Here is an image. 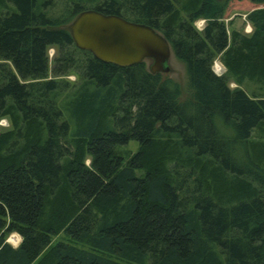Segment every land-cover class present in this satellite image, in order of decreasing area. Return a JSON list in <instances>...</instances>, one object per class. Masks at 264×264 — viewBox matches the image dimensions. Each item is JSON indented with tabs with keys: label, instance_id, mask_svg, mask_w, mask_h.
<instances>
[{
	"label": "trees",
	"instance_id": "trees-1",
	"mask_svg": "<svg viewBox=\"0 0 264 264\" xmlns=\"http://www.w3.org/2000/svg\"><path fill=\"white\" fill-rule=\"evenodd\" d=\"M246 1L0 0V264H264V0ZM238 5L250 34L226 29ZM85 9L160 32L189 98L77 48Z\"/></svg>",
	"mask_w": 264,
	"mask_h": 264
},
{
	"label": "water",
	"instance_id": "water-1",
	"mask_svg": "<svg viewBox=\"0 0 264 264\" xmlns=\"http://www.w3.org/2000/svg\"><path fill=\"white\" fill-rule=\"evenodd\" d=\"M68 30L75 46L89 51L97 60L126 67L150 59L151 73L169 71L171 45L149 25L85 9L68 24Z\"/></svg>",
	"mask_w": 264,
	"mask_h": 264
},
{
	"label": "rangeland",
	"instance_id": "rangeland-1",
	"mask_svg": "<svg viewBox=\"0 0 264 264\" xmlns=\"http://www.w3.org/2000/svg\"><path fill=\"white\" fill-rule=\"evenodd\" d=\"M238 1H239L238 3L240 4V6H241V4L248 5V1H246V0H238ZM238 6H234L233 8L230 9V11L228 12L227 17L224 19V23H225V26H226V29H227L228 32H230L231 30H235V28H236L237 30H240L241 32L245 33L244 23H246L245 19H246V16H247V13H248L249 9L248 8H243V7H240V6L238 7ZM198 20H202L203 21L202 24H204V26H205V24H206L205 19L200 18ZM198 20H196V21H198ZM196 21L194 22L195 27L198 30H202L204 26H202V27L198 26ZM64 27H67V29H68V24L65 25ZM57 53H58L57 48H55V47H49L48 48L47 55H48V58H49L50 67L53 66L52 59L56 56ZM144 62H145V65H146L147 68L151 64V60L150 59H146V60H144ZM216 63H218L220 65L221 70L215 71L213 69V67L215 66ZM168 66H169V71L166 72V73H162L163 77H165V78L168 77V78L172 79L174 82H176L179 85V87L181 89V99L189 98L190 91H189V88H188L185 64L182 61H180L179 59H177L174 56L173 53H171L170 58L168 60ZM212 70L217 75H222L225 72L224 71V67H223V65L221 64V62L219 61L218 58H216L214 60V62L212 64ZM64 78L67 81H69L71 84L72 83H76L77 80H78L77 76L75 74H73V73H69L68 75L64 76ZM229 87H231V88L234 87L233 82H231V81L229 82ZM0 127L1 128H8L9 127L8 121L6 119L0 120ZM229 133H230V131H229ZM137 147H138V143L136 141H134V140H130L126 145L117 147L116 150L126 160L130 156V154L132 152L136 151ZM12 234H16V232H11L7 236V242L9 244H11L13 247H17L19 245L21 239H20L18 244H12V242H10V238H11ZM63 239H65V235L63 233H60L57 236H55L52 241L56 242L58 240H63Z\"/></svg>",
	"mask_w": 264,
	"mask_h": 264
},
{
	"label": "bare ground",
	"instance_id": "bare-ground-1",
	"mask_svg": "<svg viewBox=\"0 0 264 264\" xmlns=\"http://www.w3.org/2000/svg\"><path fill=\"white\" fill-rule=\"evenodd\" d=\"M196 22H197V25L200 26V27H202L204 25V24H202L203 23L202 20H198ZM217 70L218 71L221 70V67H220V65L218 63L215 64V71H217ZM20 239L21 238L18 235L12 234V236L10 238V242H12V244H18Z\"/></svg>",
	"mask_w": 264,
	"mask_h": 264
},
{
	"label": "crops",
	"instance_id": "crops-1",
	"mask_svg": "<svg viewBox=\"0 0 264 264\" xmlns=\"http://www.w3.org/2000/svg\"><path fill=\"white\" fill-rule=\"evenodd\" d=\"M245 22L246 23H244V30H245V34H250L251 33V31H252V25H251V23L247 20V18L245 19ZM204 26V25H203ZM235 30H237L236 28H235ZM237 31H240V30H237ZM241 32V31H240ZM243 33V32H242ZM220 61V60H219ZM221 62V61H220ZM232 82V81H231ZM233 84H234V87L236 86V84L233 82Z\"/></svg>",
	"mask_w": 264,
	"mask_h": 264
}]
</instances>
